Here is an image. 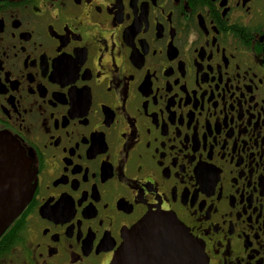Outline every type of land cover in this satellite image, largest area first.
Masks as SVG:
<instances>
[{"label":"flooded vegetation","instance_id":"af4514ba","mask_svg":"<svg viewBox=\"0 0 264 264\" xmlns=\"http://www.w3.org/2000/svg\"><path fill=\"white\" fill-rule=\"evenodd\" d=\"M0 132L33 172L0 264H109L151 212L264 264V0H0Z\"/></svg>","mask_w":264,"mask_h":264},{"label":"water","instance_id":"95a60500","mask_svg":"<svg viewBox=\"0 0 264 264\" xmlns=\"http://www.w3.org/2000/svg\"><path fill=\"white\" fill-rule=\"evenodd\" d=\"M32 176L16 140L0 132V236L32 195ZM109 264H209L202 244L172 213L151 212L122 234Z\"/></svg>","mask_w":264,"mask_h":264}]
</instances>
